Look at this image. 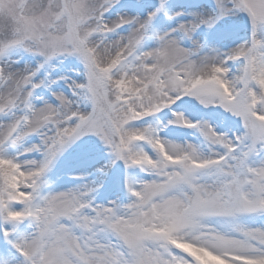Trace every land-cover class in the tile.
<instances>
[{"label": "snow or ice", "instance_id": "obj_1", "mask_svg": "<svg viewBox=\"0 0 264 264\" xmlns=\"http://www.w3.org/2000/svg\"><path fill=\"white\" fill-rule=\"evenodd\" d=\"M119 4L0 0V264H264V0H212L163 34L150 29L158 14L173 19L165 0L143 19H108ZM237 12L250 21L245 43L219 53L195 39ZM149 38L156 46L146 50ZM17 52L39 58L35 67L14 68ZM68 57L83 67L75 99L53 93L37 106L35 90L55 83L37 74ZM185 97L222 109L241 131L220 134L173 111L169 124L198 133L205 152L135 126ZM88 135L110 165L147 175L125 180L128 203H94V184L43 193L57 157ZM31 136L40 143L18 152ZM30 152L42 158L19 159Z\"/></svg>", "mask_w": 264, "mask_h": 264}, {"label": "bare ground", "instance_id": "obj_2", "mask_svg": "<svg viewBox=\"0 0 264 264\" xmlns=\"http://www.w3.org/2000/svg\"><path fill=\"white\" fill-rule=\"evenodd\" d=\"M137 7H139L141 10H144L145 8H142L140 5H137ZM199 12H204L203 11V7L201 6H199L198 7V9L195 11V10H193V12L191 13V12H187V15H186V18H187V20H189L190 18H191V15L193 14V13H199ZM118 14H113V16L112 17H107L108 19H114L116 16H117ZM120 15H128V16H139L141 19H143V18H145V16L147 15V14H145V16H140L139 14H137V13H133L132 12V10H129V11H125L124 12V14H120ZM170 16H172L173 17V19H171L170 21L171 22H173V21H175L177 18H178V16L177 15H175V14H170ZM232 15H229V16H225V17H228V19H230V17H231ZM169 20V19H168ZM187 20H180L179 21V23H184V22H186ZM153 23V22H152ZM179 23H177V25L179 24ZM175 24V23H174ZM176 25V26H177ZM153 25H151V29H150V32L151 33H156V34H163L164 32L163 31H160L159 29H161V27H159V28H154V27H152ZM175 26V27H176ZM172 28H174V26L173 27H171V28H169L167 31H171V29ZM249 32L251 33V26H250V29H249ZM126 34V29L122 32H120V35H125ZM250 39V38H249ZM249 39H247L246 41H248ZM151 41H152V45H150V47H152V46H155L156 45V41H155V39L154 38H152L151 39ZM245 40H240V42H237V43H234L230 48H227L224 52H222V50L223 49H225L224 48V46H223V43L221 44H219L218 42V44H215V43H207L206 45H205V47H206V49L207 48H209V49H215L217 52H219V53H226V52H228L230 49H232V48H234V47H236L237 45H239V44H242V43H245L246 42ZM216 46H217V48H216ZM146 49V48H145ZM147 50V49H146ZM14 56V54L10 57V60L11 61H14V59H12V57ZM24 57H25V59H26V61H24L23 62V64H14L13 65V67L15 68V67H20V68H22V67H24L25 66V64H27L28 66H30V67H35V65H36V63L38 62V60H39V58H37V57H32V56H30L29 54H26V53H24ZM66 59H68V58H58V59H55V60H53V61H51V63H50V65L49 66H46L44 69H42L38 74H37V76H38V79H43V78H45V75L47 76V80H48V75L47 74H50V73H52L53 71H57V73H59V76L58 77H56V78H53V79H51L50 81H55V83H58V85H60L61 86V89H57L56 91H53V89H51V91H50V94H51V98H52V94L53 93H60V94H63V95H65L66 97H69V98H72V99H75L74 97H72V85H73V83H81L80 82V80L81 79H83L81 76L83 75V74H80V73H82L83 72V67L82 68H76L75 69V71H74V69L73 68H66V67H61V64H63L64 62H65V60ZM235 70H233V72H234ZM72 75L73 77H71V78H68L69 77V75ZM77 75H79V76H77ZM61 79H63L62 80V82L60 81ZM65 79H70V81L72 82L71 83V85L69 84V83H67L66 81H65ZM61 82V83H60ZM70 88H69V87ZM64 88H68V90H69V92H64ZM36 100H40V103H41V101L42 100H48L50 103H54V100H50V99H48L46 96H44L43 94L42 95H38V96H36ZM53 99V98H52ZM78 103L80 104V108H81V111H87V109L89 108L88 107V104H87V102H85V101H83V100H79L78 101ZM37 104V103H36ZM40 104H37V106H39ZM36 137V139L40 142V140H39V137H37V136H35ZM169 141V140H168ZM174 143H181V142H179L178 140H175L174 141ZM74 145L75 144H71L70 146H68L65 150L66 151H68V150H72L73 148L72 147H74ZM19 150V149H18ZM10 151V150H9ZM16 153V152H15ZM32 160H37V159H34V158H32ZM37 161H39V160H37ZM51 181V178L49 179V184H52V182H50ZM69 190H73L72 189V187H60V188H57L52 194H55V193H58V192H66V191H69Z\"/></svg>", "mask_w": 264, "mask_h": 264}, {"label": "rangeland", "instance_id": "obj_3", "mask_svg": "<svg viewBox=\"0 0 264 264\" xmlns=\"http://www.w3.org/2000/svg\"><path fill=\"white\" fill-rule=\"evenodd\" d=\"M128 1L129 0H120V4L119 5H117L114 9H112V10H110V12L109 13H107L106 14V17H112L113 16V14H118V15H120V14H124V12L126 11V9H127V7L129 6V4H128ZM166 1V0H165ZM127 3V4H126ZM127 5V7H125ZM197 10V9H196ZM203 11L204 12H206V11H208V10H206L205 8H203ZM242 18H247V16H246V14H244V13H239V12H237V13H235L234 15H232L231 17H230V19H228V17H223L221 20H219L215 25H228V26H230V25H232V24H237V23H240L241 21H242ZM156 46V45H155ZM154 46V47H155ZM151 48H153V47H151ZM226 49H223L222 50V52H224ZM17 54H20V52H17ZM15 60H17L18 61V59H16L15 58ZM20 61V60H19ZM82 81V79L80 80V82ZM70 85H71V83L72 82H68ZM98 138V137H97ZM99 139V138H98ZM100 140V139H99ZM101 141V140H100ZM35 144H39V142H37V143H35ZM13 150H10L9 151V154L10 155H17V153H13L12 152ZM31 154H33V153H27V154H25V155H20L19 156V159L23 162V161H27V160H32V159H30V158H32V157H30V158H28Z\"/></svg>", "mask_w": 264, "mask_h": 264}]
</instances>
